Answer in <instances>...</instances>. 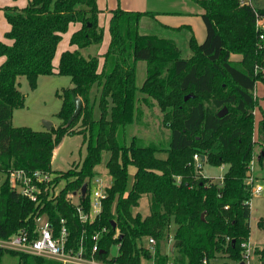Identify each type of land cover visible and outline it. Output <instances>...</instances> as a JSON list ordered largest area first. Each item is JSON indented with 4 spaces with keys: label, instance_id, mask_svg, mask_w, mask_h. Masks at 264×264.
Masks as SVG:
<instances>
[{
    "label": "trees",
    "instance_id": "trees-1",
    "mask_svg": "<svg viewBox=\"0 0 264 264\" xmlns=\"http://www.w3.org/2000/svg\"><path fill=\"white\" fill-rule=\"evenodd\" d=\"M194 1L204 9L206 37L198 43L190 25L179 26L190 32L192 54L185 57L175 38L140 31L142 17L156 18L152 11L111 9L106 52L85 55L82 49L104 39L97 0H29L22 8H4L11 25L5 36L12 43L0 40V57H5L0 66V171L41 168L55 173L54 185H64L54 198L46 195L37 204L5 178L0 186V238L22 230L33 234L37 218L46 215L56 233L65 219L69 246L78 250L83 237L87 256L95 244L93 236L100 233L96 257L108 263L153 259L154 264H169L171 255L162 253V243L173 228L174 241H179L173 251L178 264L244 260L247 247L242 243L250 237L252 198L246 179L257 144V161L264 163V117L257 129L254 122V90L258 80L264 82V29H257L264 8L241 0ZM71 23L80 24L70 38L77 48L65 50L56 68L58 44ZM141 60L146 62V78L138 85ZM54 73L68 75L72 82L57 113L61 123L50 130L14 126V110L25 105L19 77L26 76L35 88L40 75ZM95 87L97 93L92 92ZM73 94L82 98L83 108L71 119ZM156 103L169 128L168 138L147 144L136 134L128 139V130L142 123L144 106ZM224 106L228 111L219 116ZM76 133L84 136L85 157L66 171H55L56 146ZM105 151L110 154L106 166L111 176L107 197L95 220L83 223L67 196L97 175ZM196 152L211 165L227 164L222 184L197 172ZM143 198L148 213L139 210ZM81 204L89 210V193ZM116 245L118 252L112 253ZM5 252L18 254V264H63L1 246L0 261ZM261 252L264 255V249Z\"/></svg>",
    "mask_w": 264,
    "mask_h": 264
},
{
    "label": "rangeland",
    "instance_id": "rangeland-1",
    "mask_svg": "<svg viewBox=\"0 0 264 264\" xmlns=\"http://www.w3.org/2000/svg\"><path fill=\"white\" fill-rule=\"evenodd\" d=\"M115 1V0H114ZM255 5L264 6V0H251ZM111 3V0H109ZM135 2V4H137ZM146 10H157V11H170L172 15L162 16L158 14V19L160 21L167 20L171 23L172 19L182 18L179 12H183L184 16H189L192 21L190 22L194 28L195 37L197 42L203 41L206 35V26L200 15L201 7L192 0H145ZM185 10L194 11L192 13H186ZM197 10V12H195ZM5 18L4 13L2 15ZM104 16H101V23H104ZM2 22L0 21V24ZM102 23V24H103ZM3 24L0 25V35L5 39H8L4 35ZM140 31L142 33H166L169 36H174L178 41L179 46L183 51V56H191L192 52L188 46V38L190 32L184 30L177 35H171L169 32H165L160 28L159 21L152 16L146 15L140 22ZM110 38V33L108 29L106 30V39ZM104 43H100L96 46H90L88 49L84 50L86 54L87 51L95 48H101ZM237 59V56H232ZM146 78V62L141 60L137 64V83L142 85ZM19 89L25 96V105L23 107L16 108L13 113V125L20 127H30L34 130H48L45 124L46 121H51L53 126H58L61 123L60 118L57 113L60 111L63 102L64 90L72 85L71 78L68 75H61L54 73L52 75H40L38 78L37 87L32 88L26 76H20L19 79ZM94 93H97V87L93 89ZM255 96L257 102L254 108V122L255 129H257V124L261 118L264 117V82L258 80L255 87ZM213 106V104L209 103ZM100 110L98 102L95 105V115L99 116ZM169 128L165 125L163 119V113L159 109L157 103L153 107L144 106V112L142 116V123H136L128 130V139L130 136L136 134L139 139H141L146 144L148 142H160L162 139H167L169 136ZM256 138V137H255ZM261 146L257 144L255 147V166L252 171L254 175V183L261 184L263 190L258 195H252L250 200L251 203V215H250V237L247 240L249 245V251L247 258L244 259L246 264H263L264 255L261 252L264 249V163H259V153L261 151ZM87 145L84 141V136L82 134H72L66 135L62 141L56 146L54 150V155L52 159V168L55 171H66L73 165L78 164L86 155ZM165 155V154H161ZM110 157L109 152H103L102 163L96 167L97 175H103L104 178H108V182L111 183V176L108 174L106 163ZM227 164H222L220 166L211 165L208 162H204L202 169L203 175L208 177H214L218 180L220 175H223L227 169ZM134 171V168H132ZM6 178V173L0 171V186L4 179ZM64 185V181H61L57 185V189L60 190ZM78 200V197H75ZM144 213L149 212V206L146 202V198L141 199V205L139 207ZM48 218L43 215L40 219V224H46ZM168 240L162 243V253H166L171 250L172 244H168ZM170 245V246H169ZM117 245L113 246L112 253H117ZM173 252V251H171ZM176 256V255H174ZM223 260V259H221ZM174 259L170 257V264H178L173 262ZM231 261V260H230ZM19 255L9 252H5L2 256L0 264H18ZM232 264H241V261L234 262ZM143 264H154L153 259H144Z\"/></svg>",
    "mask_w": 264,
    "mask_h": 264
},
{
    "label": "built area",
    "instance_id": "built-area-1",
    "mask_svg": "<svg viewBox=\"0 0 264 264\" xmlns=\"http://www.w3.org/2000/svg\"><path fill=\"white\" fill-rule=\"evenodd\" d=\"M242 3H251L250 0H241ZM257 29H264V16L258 15ZM260 38L264 39V33L261 32ZM257 71V69H256ZM255 94V90H254ZM255 157V155H254ZM252 158L249 166V172L246 179L247 184L251 186V194L258 195L263 190L261 184H255L254 175L252 171L255 166V158ZM193 162L197 172L202 173L204 166V159L198 152L193 155ZM6 178L9 181L11 187L15 188L21 195L30 199L31 201L39 204L42 202L44 196L55 197L59 193L57 185L53 182L55 173L44 170L41 168L26 169V168H13L7 170ZM206 176V175H204ZM224 173L218 177L221 184L223 183ZM108 178H104L103 175H95L87 179L88 188L87 194L90 196L89 210L86 211L81 204V200L86 196H82L81 189L75 192L68 193L67 198L70 199L75 205L76 212L79 219L83 223H90L95 220L103 208V200L107 197V188L110 185ZM59 185V184H58ZM61 189V188H60ZM78 197V200H75ZM37 218V226L35 233H28L26 230H22L18 234H14L9 238H0V246L16 251L31 253L40 255L52 259L61 261L63 264H114L96 257V252L99 249L98 240L100 233H96L93 236L95 244L92 247L90 256L85 255V246L83 237L81 238V244L78 250L69 246L70 230L66 224L65 219H61V227L55 232V229L49 219L46 224H40V219ZM48 218V216H47ZM151 248L153 249L156 243L155 238L149 239ZM169 244L175 242L173 235L168 237ZM249 242H243L242 245L247 247V252L244 255V259L248 256ZM119 247V246H118ZM170 264V263H169ZM203 264H208L207 260H204Z\"/></svg>",
    "mask_w": 264,
    "mask_h": 264
},
{
    "label": "crops",
    "instance_id": "crops-1",
    "mask_svg": "<svg viewBox=\"0 0 264 264\" xmlns=\"http://www.w3.org/2000/svg\"><path fill=\"white\" fill-rule=\"evenodd\" d=\"M97 1H98V6L101 9V12L99 14V23H100L101 26L104 27V39H103V42H102V44L104 43V45L101 48H98V49L94 47L92 50L87 51L86 54L84 53V50L88 49L90 46H96L97 44L96 45L95 44H92V45L86 47L85 49H82V52L85 55H90V54H99V55H102L103 53L106 52V50H107V48L109 46V43H110V39H111V35H110V38L106 39V42H105L106 30L108 29V31H109V21H110V17H111V12H110L111 9L116 8V7L119 6V7L123 8V9H126V10H141V11H146V8H145V0H115V1L114 0H111V3H109V0H97ZM137 1H138V3L135 4V2H137ZM192 1H194V0H192ZM28 2H29V0H0V8H1L0 9V21L2 22L1 24H3V28H4V31L3 32H4V35L11 28V25L8 22L6 16H5V18L3 16H1L2 13H4V15H5L4 8L6 6H18L19 8H22V7L26 6ZM194 2L197 3L196 1H194ZM250 2H251V0H250ZM253 5L256 6V7H259V8H264V6L255 5V4H253ZM148 11H152V12L156 13V18L155 17L154 18L159 21L160 28H162V30H164L165 32H169L171 35L172 34L173 35H175V34L177 35L178 33L182 32L184 30H187V28L178 29L179 26H181V25H190L192 27V25L190 23L192 21V19L189 16L182 15V14H184L183 12H179L178 13L181 16H183L182 18L172 19L171 23H169L167 20L160 21L157 17H158V14L159 15H162V16H170V14L172 15V13L170 11H157V10H148ZM184 12H186V13H192L194 11H189L188 12V10H185ZM195 12H197V10H195ZM203 12H204V9L202 8L201 11L199 12L200 15ZM102 15H105L104 16V23L102 22L103 24L101 23V16ZM144 17H146V15ZM79 27H80V24L79 23H71L70 26H69L68 31H66L65 33H63L62 40L58 44L57 52H56V55H55L54 60H53L54 66L56 68L59 65V61H60L61 54L65 50H67V49L74 50V49L77 48L76 45H71L70 44V38H71V35L73 34V32L76 31ZM192 29L194 31V28L193 27H192ZM109 33H110V31H109ZM159 35L175 38L174 36H169L167 33H166V35H164L162 33L159 34ZM205 37H206V35H205ZM0 40L5 41L7 43H12V40L11 39H5L2 35H0ZM236 56H237V59H240V57H241L239 55H236ZM4 60H5V57L4 56L0 57V66H1V64L3 63ZM100 61H101L100 66H102V64H103V57L102 56L100 57ZM171 232L172 233L170 235H173L174 228L172 229ZM117 248H118V246H117ZM171 251H174V250H172V248L170 250V248H169V251L167 252V254L168 255H171L170 257H172L174 259L175 256H174L173 252H171Z\"/></svg>",
    "mask_w": 264,
    "mask_h": 264
},
{
    "label": "water",
    "instance_id": "water-1",
    "mask_svg": "<svg viewBox=\"0 0 264 264\" xmlns=\"http://www.w3.org/2000/svg\"><path fill=\"white\" fill-rule=\"evenodd\" d=\"M190 96H191V94L186 95V96H185V99L187 100ZM72 100H73V103L75 104V109H74V112H73V114H72L71 119L74 118V117H76V116L80 113V111L82 110V108H83V100H82L81 97H79V96H75V95L73 94ZM227 111H228L227 106H224V107L218 112V115H219V116H223ZM45 124H46V126L48 127V130H50V129L52 128V126H53V124H52L51 121H46V120H45ZM202 158L204 159L205 157L202 156ZM87 188H88V182L85 181V182L82 184V186H81V193H82V196H83V197L86 196ZM113 224L115 225V222H113ZM178 242H179V241H175V242L173 243V245H172V250H174V248H175V246H176V244H177ZM241 264H246V263H245L244 260H243V261H241ZM263 264H264V263H263Z\"/></svg>",
    "mask_w": 264,
    "mask_h": 264
}]
</instances>
